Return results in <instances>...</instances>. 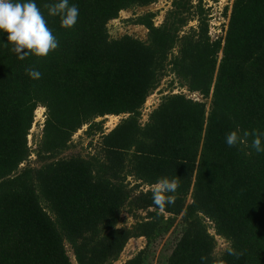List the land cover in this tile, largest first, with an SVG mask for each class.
<instances>
[{"label": "trees", "instance_id": "1", "mask_svg": "<svg viewBox=\"0 0 264 264\" xmlns=\"http://www.w3.org/2000/svg\"><path fill=\"white\" fill-rule=\"evenodd\" d=\"M158 1L69 0L79 17L65 29L44 7L59 0H34L59 42L47 57L20 60L0 31V264H73L70 252L76 264H116L141 238L123 264H264V153L225 139L264 132V0H234L216 40L206 0H174L160 26L152 12L128 20L146 40L111 37L121 12ZM169 76L171 90L199 98L172 91L143 124ZM109 117L123 118L106 133ZM82 130L93 154L74 149ZM162 177L180 180L163 211L151 192ZM123 214L135 224L120 227ZM217 238L243 255L216 253Z\"/></svg>", "mask_w": 264, "mask_h": 264}, {"label": "clouds", "instance_id": "2", "mask_svg": "<svg viewBox=\"0 0 264 264\" xmlns=\"http://www.w3.org/2000/svg\"><path fill=\"white\" fill-rule=\"evenodd\" d=\"M49 16H60L61 27L65 29L73 28L79 17V8L76 5H69V0H59L58 3L45 4ZM0 31L7 33V41L13 47L11 51L18 55L20 60H24L28 55L37 57H47L51 52L59 47V42L52 30L48 27L43 12L34 2H14V0H0ZM26 74L34 79L42 78V73L34 67L25 69ZM249 136L253 137L251 144L247 143ZM264 132L253 130L244 131L242 134L237 130L226 135V144L229 147H251L257 153H264ZM180 187L178 178L162 177L151 186L153 204L163 211L166 205H174L176 202L177 190ZM229 255L239 259L243 255L230 245H225ZM207 257H201L205 261Z\"/></svg>", "mask_w": 264, "mask_h": 264}, {"label": "rangeland", "instance_id": "3", "mask_svg": "<svg viewBox=\"0 0 264 264\" xmlns=\"http://www.w3.org/2000/svg\"><path fill=\"white\" fill-rule=\"evenodd\" d=\"M173 1L174 0H159L156 4H153L145 8H136L133 10L121 12L119 15V19L110 22L108 25L111 37L120 38L124 35H130L139 38L141 40H146L148 30L142 26H134L132 24H128L127 21L137 16L144 15L148 12H152L156 14V18L154 19L156 26H160L164 22L167 12L171 9ZM233 2L234 0H206L204 2L206 9L209 10L208 16L210 18V35L212 39L216 40L220 36H225L229 24V17L231 15ZM226 9H228L227 13L225 12ZM196 25L197 22H192L186 28V30H188L191 27H195ZM173 80H174L173 76H169L165 78L162 84L160 85L159 89L148 99L143 109V116H142L143 124L148 121L150 113L159 106L163 96L171 93L172 91H174V93L183 92L186 95H190L186 89H180L179 87L178 88L175 87V89L171 90L170 84L172 83ZM190 96L193 98L196 97L199 98V95H190ZM122 118L123 117L107 118V123L105 125L106 133L111 132L120 123ZM44 122H45V109L40 108L36 112L35 124L31 130V135L29 137V143L30 145H32V149H34L35 140H39V138L41 137L42 125L44 124ZM84 130L80 131L78 134L74 136V141L76 142V146H77L74 149L76 152L81 151L84 155L93 154L95 152V148L90 147L91 141L84 136L83 134ZM97 141L98 138L94 140V145H96ZM36 159H37L36 156L32 155L29 161L30 164H33V166L35 167L39 166L38 164H35ZM22 167H25V165H23ZM130 182L132 184H135L133 179H130ZM121 219L122 222L120 227H131L133 224H135V220L132 217L128 216V214H123ZM210 231L211 233L214 234L213 229H211ZM217 239H218L217 240L218 248L216 249V253H221L222 251L225 250V245L228 244L226 243L225 240L221 238H217ZM145 245H146V240L144 238L134 239L130 241V243L128 244L124 253L121 256L120 261L117 262L116 264H123L124 262L132 258L140 250H142L145 247ZM70 256L72 258L73 264H76L74 260V256L71 252H70Z\"/></svg>", "mask_w": 264, "mask_h": 264}]
</instances>
